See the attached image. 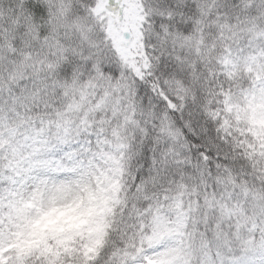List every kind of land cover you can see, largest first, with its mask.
Listing matches in <instances>:
<instances>
[{
    "label": "snow or ice",
    "instance_id": "obj_1",
    "mask_svg": "<svg viewBox=\"0 0 264 264\" xmlns=\"http://www.w3.org/2000/svg\"><path fill=\"white\" fill-rule=\"evenodd\" d=\"M0 264H264V0H0Z\"/></svg>",
    "mask_w": 264,
    "mask_h": 264
}]
</instances>
